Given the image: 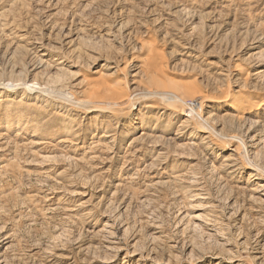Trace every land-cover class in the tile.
<instances>
[{"label": "rangeland", "instance_id": "rangeland-1", "mask_svg": "<svg viewBox=\"0 0 264 264\" xmlns=\"http://www.w3.org/2000/svg\"><path fill=\"white\" fill-rule=\"evenodd\" d=\"M152 60L241 140L141 101ZM104 87L133 106L86 110ZM241 141L264 171V0H0V264H264Z\"/></svg>", "mask_w": 264, "mask_h": 264}, {"label": "bare ground", "instance_id": "bare-ground-1", "mask_svg": "<svg viewBox=\"0 0 264 264\" xmlns=\"http://www.w3.org/2000/svg\"><path fill=\"white\" fill-rule=\"evenodd\" d=\"M158 71H159V69H158L157 62L155 60H152L151 62H149L146 73H147V75H149L148 78L151 76L149 78L150 83H148L151 86L149 87V89L147 88L148 89L147 92L143 96L140 97L141 101H144V102L155 101V102H158L157 103V104H159L158 106H164L166 108H174L176 110L182 109V110H180L181 112H186L187 110H190L189 114H187V117L191 118L193 121L196 122L195 125H196V128H198V130H201L204 134L213 135L215 137H220L222 139V141L226 140L230 146L232 143L235 144V142H237L236 141L237 138L240 139V137H237V136L236 137L234 136L233 138H231V140L230 139L227 140L226 137L224 139V137L221 136L222 134L220 135L218 132H216L215 128L210 126V122L208 120L204 119V117L201 115V111L203 108V103L206 101H209V100H207V97L201 98V93H199V91H194L192 89H187L186 96H183V95L178 96L176 93H174L175 92L174 90L172 91L168 88L169 85L165 86V85H163V82H162V84H161V82H159L160 79H157V77L155 78L154 75L158 74L157 73ZM104 88L107 89V87H104ZM175 88H176V86H175ZM27 89H29V88H27ZM107 90H108L107 93H104V95H103L104 97L102 95L98 94L97 96L94 97L95 100L93 98V100L89 99L90 101H88V102L86 101L85 109L88 110L89 112H98L99 113L102 111L113 112V111L120 109V108H124L127 106H129V107L133 106L134 103L130 102L128 96H125L127 94L126 93L122 94L123 89L121 90L119 87H116V88L109 87ZM185 93H186V91H185ZM100 94H101V92H100ZM101 96L103 99L101 98ZM181 96H183L184 98H182ZM234 98L235 99L230 102V108L233 110H236L238 112L237 117L240 120H245V118H247L248 116H255V114H257V112H259V110L262 109L261 104H259L260 102L259 103L257 102L255 104L254 103H245L246 100L239 97V96L234 97ZM60 100H62V99H60ZM156 100H158V101H156ZM109 101H111L112 103ZM62 102L66 103L68 101L63 99ZM152 105L153 104L149 105V107H151L150 109L157 110V107H154ZM247 120H248V118H247ZM256 123H257L256 121H252V127L256 126ZM240 140H239V142H240ZM246 146H247L246 142L243 141L242 143L237 145V147H233L232 151L236 155L242 157V159L246 163V165L253 167L254 172H260L261 171L260 173H263L264 171L260 168V166H257L255 164L256 162L253 163L254 159L252 160L253 162L251 161V158L249 156V153L247 152ZM263 175H264V173H263ZM1 240L2 239H0V242H2Z\"/></svg>", "mask_w": 264, "mask_h": 264}]
</instances>
